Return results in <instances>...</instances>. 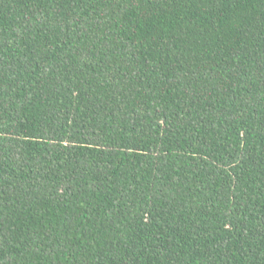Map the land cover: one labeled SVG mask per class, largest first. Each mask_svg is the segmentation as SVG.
Listing matches in <instances>:
<instances>
[{
    "label": "trees",
    "instance_id": "obj_1",
    "mask_svg": "<svg viewBox=\"0 0 264 264\" xmlns=\"http://www.w3.org/2000/svg\"><path fill=\"white\" fill-rule=\"evenodd\" d=\"M0 264H264V0H0Z\"/></svg>",
    "mask_w": 264,
    "mask_h": 264
}]
</instances>
